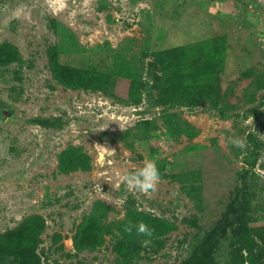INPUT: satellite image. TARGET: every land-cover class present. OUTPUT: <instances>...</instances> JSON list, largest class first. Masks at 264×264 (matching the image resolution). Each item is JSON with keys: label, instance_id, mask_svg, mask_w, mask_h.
Segmentation results:
<instances>
[{"label": "rangeland", "instance_id": "1", "mask_svg": "<svg viewBox=\"0 0 264 264\" xmlns=\"http://www.w3.org/2000/svg\"><path fill=\"white\" fill-rule=\"evenodd\" d=\"M3 43L22 62L0 64V242L38 217L40 264H230L249 223L264 259V179L250 206L239 191L264 134V0H0ZM69 150L89 168L63 171ZM148 162L154 193L116 187Z\"/></svg>", "mask_w": 264, "mask_h": 264}, {"label": "trees", "instance_id": "2", "mask_svg": "<svg viewBox=\"0 0 264 264\" xmlns=\"http://www.w3.org/2000/svg\"><path fill=\"white\" fill-rule=\"evenodd\" d=\"M13 62H22V56L18 48L10 43L0 45V64L9 65ZM171 63L167 64L165 72L169 75V79L182 77L175 70L174 74L170 73ZM71 86H75L72 82ZM264 103V101H263ZM248 114L255 122H259L262 118L260 107L254 106L248 110ZM257 132H250L247 136L248 146L243 155L244 173L242 175V186L239 189L244 203L250 206L252 200L257 193L263 190L258 180L256 172L259 157L264 151V142L258 138ZM75 149H73L74 151ZM89 157L81 152L74 153L67 151L63 154L61 167L67 172L76 169H88ZM43 227V221L38 217H32L21 231L4 237L0 242V264L3 257H11L15 260V264H40V258L36 253V249L40 244V234ZM246 249L247 254L242 255V250ZM240 256L241 261L237 262ZM232 262L230 264H264L263 256L257 253V244L254 238L253 229L249 223H245L238 234H236L235 250L232 253Z\"/></svg>", "mask_w": 264, "mask_h": 264}, {"label": "clouds", "instance_id": "3", "mask_svg": "<svg viewBox=\"0 0 264 264\" xmlns=\"http://www.w3.org/2000/svg\"><path fill=\"white\" fill-rule=\"evenodd\" d=\"M250 123L252 124L253 129H255V127L253 126V119L250 120ZM258 138L261 140V142H264V134L260 133ZM229 142L233 146L238 147L241 150H244L246 148L245 139L239 136L230 138ZM99 149L102 155H108L114 152V151H109L106 148L102 149L101 147H99ZM259 160L264 161V153L260 155ZM256 172L261 179H264V171L259 169V162L257 164ZM116 179L118 182L116 184L117 188L122 183L125 184L130 190H133L136 193L149 194V193H154L157 190L158 182L160 180V172L159 169L156 167L155 163L148 162L142 168L137 170L135 173H126L117 170ZM133 230H135L137 236L144 237V239L141 240V246L148 247L149 244L151 243V238L154 235V229L150 228L144 222H139V223L129 222L124 226V232L127 233L129 236L132 235ZM241 254L246 255L247 250L243 249Z\"/></svg>", "mask_w": 264, "mask_h": 264}, {"label": "water", "instance_id": "4", "mask_svg": "<svg viewBox=\"0 0 264 264\" xmlns=\"http://www.w3.org/2000/svg\"><path fill=\"white\" fill-rule=\"evenodd\" d=\"M100 147H101V148H106V149L109 150V148H110V147H113V145H109V146H108V145H101Z\"/></svg>", "mask_w": 264, "mask_h": 264}, {"label": "bare ground", "instance_id": "5", "mask_svg": "<svg viewBox=\"0 0 264 264\" xmlns=\"http://www.w3.org/2000/svg\"><path fill=\"white\" fill-rule=\"evenodd\" d=\"M103 149V148H102ZM109 149H112L111 147Z\"/></svg>", "mask_w": 264, "mask_h": 264}]
</instances>
